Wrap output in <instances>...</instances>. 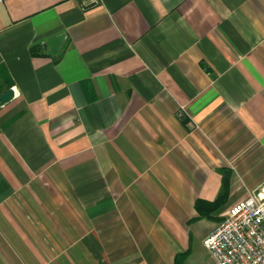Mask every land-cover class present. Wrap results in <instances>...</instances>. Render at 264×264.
<instances>
[{
	"label": "crops",
	"instance_id": "crops-1",
	"mask_svg": "<svg viewBox=\"0 0 264 264\" xmlns=\"http://www.w3.org/2000/svg\"><path fill=\"white\" fill-rule=\"evenodd\" d=\"M0 264H210L264 182V0H0Z\"/></svg>",
	"mask_w": 264,
	"mask_h": 264
},
{
	"label": "built area",
	"instance_id": "built-area-1",
	"mask_svg": "<svg viewBox=\"0 0 264 264\" xmlns=\"http://www.w3.org/2000/svg\"><path fill=\"white\" fill-rule=\"evenodd\" d=\"M202 244L210 264H264V182L227 207Z\"/></svg>",
	"mask_w": 264,
	"mask_h": 264
},
{
	"label": "water",
	"instance_id": "water-1",
	"mask_svg": "<svg viewBox=\"0 0 264 264\" xmlns=\"http://www.w3.org/2000/svg\"><path fill=\"white\" fill-rule=\"evenodd\" d=\"M12 96H13V90L11 88L7 89L4 93L0 95V105L8 101L10 98H12Z\"/></svg>",
	"mask_w": 264,
	"mask_h": 264
}]
</instances>
